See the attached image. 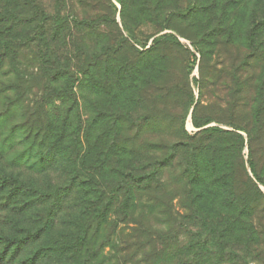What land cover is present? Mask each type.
I'll list each match as a JSON object with an SVG mask.
<instances>
[{"label": "rangeland", "instance_id": "obj_1", "mask_svg": "<svg viewBox=\"0 0 264 264\" xmlns=\"http://www.w3.org/2000/svg\"><path fill=\"white\" fill-rule=\"evenodd\" d=\"M158 2L161 4L154 9ZM37 3L49 13L66 16L68 33L67 29L56 33L55 43L48 36L55 37L53 33H40L47 37L45 45L37 39L40 35L30 32L18 45L20 62L31 84L30 76L37 75V69L41 68L40 57L33 55L45 52L50 45L56 49L58 64L71 70L56 82L58 87L68 83L69 93L56 96L49 104L44 101L39 114L53 116L56 122L65 119L67 133L73 132L69 137L77 134L81 137L82 144L78 143L81 153L88 144L91 148H111L107 145L115 133L127 146L135 148L139 143L151 147L158 144L165 147L173 142L189 145L192 140L186 137L212 126L223 133H216L202 154L207 173L195 180L200 179L197 186L190 184L184 191L182 183L176 180L179 162L190 154V149H177V164L161 175L172 192L173 217L162 214L147 217L148 233L160 230L163 218L169 222L165 223L168 225L165 248L162 251L156 248L153 258L148 255L151 244L139 243L132 250L122 245L114 248L109 243L103 247L101 235L108 224L99 227L93 222L87 243L81 242L86 217L91 214L102 220L104 212L99 200L100 186L75 181L69 173L71 164L57 161L45 172H39L0 159L4 175H18L32 188L31 191L17 188V192L10 193L9 181L0 182L3 188L0 264H62L70 261L71 253L86 264H131L130 259L134 264L146 261L264 264V24L255 33L259 59L248 58L252 48L247 44L253 24L264 22V0H37ZM92 19L97 22L91 24ZM78 21L89 24L78 25ZM26 23L15 21L10 30L15 33L9 35L16 39L14 36L26 32L27 26L30 27ZM207 24L206 31L214 26L213 33H204ZM164 33L173 34L179 46L167 42L154 45V39ZM204 35H207L205 43L198 44L205 52L201 56L188 37L200 39ZM227 35L231 42L223 51L220 42L217 47L211 45L214 36H217L214 40L221 41ZM73 51L78 52L75 58ZM242 59H246V65ZM87 60L92 64L88 71L90 84L85 86L87 82L81 83L76 68ZM127 61H132L131 71H125L129 68L124 67ZM97 64L99 73H94ZM9 72L6 62L0 70V101L7 95L1 94L6 85L19 82ZM114 73H118V86L111 83ZM156 84L161 90L151 95L152 85ZM44 85L48 83L33 87L24 100L26 106L32 107L38 97L42 101ZM13 120H21L19 113ZM193 120L200 125H194ZM239 136L237 145L235 140ZM17 146L15 149L23 147ZM121 150L125 153L120 155L111 150L107 158L99 151L90 153L83 166L97 169L94 175L104 177L105 181L106 176L112 179L113 174L105 173L117 168L111 163L120 159L125 164L135 158L132 151ZM12 185L13 181L9 183ZM174 186L176 190L172 191ZM36 191L43 195H36ZM113 211L110 222L117 219ZM195 231H199L203 241H192L191 234ZM7 237L16 242H8ZM134 239L130 233L129 241ZM141 239L144 238L137 241ZM91 247L98 249L89 253Z\"/></svg>", "mask_w": 264, "mask_h": 264}, {"label": "trees", "instance_id": "obj_2", "mask_svg": "<svg viewBox=\"0 0 264 264\" xmlns=\"http://www.w3.org/2000/svg\"><path fill=\"white\" fill-rule=\"evenodd\" d=\"M159 4L161 3L158 2L154 9ZM110 6L113 5L111 4ZM169 15L168 13V16ZM262 16L264 18V11ZM25 20L28 22L26 24H29L30 27L27 26L26 32H21L20 36H14L16 39H13V37L9 35V33H15L14 31H10L11 28H13V23L18 21L19 24ZM68 22L69 19L66 16H60L45 11V9L39 6L37 0H0V70L7 62L11 71L9 73L12 74L16 81L19 80V82H17L18 84L8 83L1 92V94L7 93V95L0 101V159H5L9 164L14 166H25L28 169L33 168L39 172H45L46 169L55 165L57 161H63L64 164L67 165L71 164L69 173L72 174V178H74L75 181H88L90 185L94 183V185L98 184L100 186L98 191L99 200H101L103 207L101 211L104 212L102 220H99L91 214L86 217L87 220L81 228V236L79 237L81 242L83 243L86 241L87 243L93 222L99 227L103 224H108L106 225L107 227L104 228L105 234L101 235V240L105 242L103 247L109 243L114 248L122 245L132 250V247L135 248L139 243L143 245L151 244L152 250L148 255L149 258H153L154 256L152 255L155 253L156 248L159 250L161 249V251L165 248L164 240L168 239V232L165 228L168 225H165L167 220L165 221L163 218L161 221L162 227H159V232L153 231V233H148L150 226H147V217L150 214H162L168 218L173 217L170 208L172 192L169 190L170 187L167 181L161 180V175L166 168L172 167L173 164H177V162H175L177 149L178 151L179 149H190V154L181 159L182 162H179L180 172L177 174L176 180L178 184L182 183L184 191L190 184L197 186L198 181L207 173V169L202 161V154L209 147L208 142H210L213 136L218 132L223 133V131L214 126L208 127L199 131L193 137H186L192 140V143L189 145L173 142L165 147L159 144L155 147H151L139 143L136 148L127 146L123 139H120L115 133L116 136L109 139V144L107 145L111 148H91L88 144L87 150L81 153V151L78 150V143L80 145L82 144L80 140L81 137H79L78 134L75 136L73 135L71 138L69 137L73 132L70 134L67 133L65 119L56 122L53 116L51 117L46 113L39 114V109L42 108L44 101L49 104L52 100L54 101L56 96L59 97L69 93L70 85L68 83L58 87L56 86V82L66 77V74L70 73L71 70L58 64L59 61L56 49L48 45L45 52L33 55H38L40 57L41 68L37 69V75L30 76L32 78L30 84L24 75L25 72L20 62L22 55L18 47V45L24 42L23 40L26 36L32 34L30 32L38 35H40V33H53L55 37L51 34L48 36L52 38L55 43L57 40L56 33H64L66 29L68 33V28L66 27ZM82 22L85 25L89 24L88 21H78L77 24L80 25ZM95 22H97V19L90 20L91 24ZM263 24L264 22H260L259 24L258 22L254 23L249 31L247 44L249 47L251 46L252 51L248 54V58L259 59L260 57L256 47L255 33L261 30L260 28ZM208 26L209 24L204 28V33H213L214 26L211 31L207 32ZM182 33L183 32H181V34ZM228 35L221 41H219V38L214 40L217 37L214 36L211 45L217 47V43L220 42V44L223 45L220 50L223 51L231 42V37ZM205 36L207 35H204L200 39L188 37L192 40L198 51L201 52V56H205V52L199 48L198 44L204 42ZM37 39H40V42L43 41L46 45L47 37L43 34L37 36ZM162 42L179 46L176 37L170 33H164L156 37L153 43L157 45L162 44ZM15 45L16 48L13 49ZM73 52L74 54L72 57L75 58L78 52ZM220 53L221 52L218 51V54ZM100 56L101 54L97 53V57L100 58ZM45 58L47 59L43 62ZM90 60H87L76 68L77 73L81 74V83L83 82L84 85L85 81L87 82L85 86L90 84L88 83V73H90L88 71L91 69L89 66L92 64ZM242 62L246 65V59H242ZM128 65L129 68L125 71H131L133 69L131 67L132 61L125 62L124 67H128ZM99 68L100 66L97 64V67L94 69L96 72L94 73H99ZM22 78H25L24 81H22ZM41 82L48 83V85H44L41 88V94H43L42 101L39 100L40 97H38L34 99V105L32 104V107L29 105L26 106L24 100L31 95L33 87H37ZM111 83L117 84V86L120 84L118 73H114V79H112ZM152 88L153 91L150 92L151 95L161 90L159 84H156V86L152 85ZM10 93H12V95H10ZM140 96H142V94ZM17 113H19V117L21 118L20 121L13 120V116ZM193 123L196 126L200 125V122L196 120H193ZM242 128L246 130L245 126ZM240 140V136L235 140L237 145H240ZM19 144H22L23 147L15 149ZM121 148L132 151L135 158L133 161H128L125 164H123L120 159L111 163L117 165V168H115V171L105 170V173L113 174L112 179H107L108 176H106L105 181L104 177L94 175L97 169L92 170V166L90 165L87 168L83 166V163L86 162V158L89 157L90 153L94 154L99 151L102 153L103 158H107L111 150L119 152L120 155L125 153V150H121ZM155 154H158V156ZM14 162L17 165L14 164ZM103 164L106 165L108 163ZM3 172L5 171L0 168V182L5 184L9 181L8 189L10 193H15L18 189L27 191L32 190V188L21 180L18 175L13 176V174H11L6 176ZM198 177H200V179L195 182ZM12 181L14 185L10 187L9 183ZM0 190H3V188H0ZM174 190H176L175 186L172 191ZM36 193V195H43V192L40 191H36ZM157 208H160V210H157ZM112 210H114L113 214L117 216V219H115V221L111 220L110 222L109 218L112 214ZM168 223L167 221V224ZM104 229H102V231ZM203 231L205 233L207 228L205 227ZM130 233L135 238L134 242L129 241ZM142 237L144 238L143 240L137 241L138 238ZM7 238L6 240L8 242H16L14 238ZM191 238L194 242L203 241L200 238L199 231L193 232ZM203 245H206L205 241ZM97 249L98 247H95L94 250L93 247H91L88 251L89 253H93ZM70 256V261L62 264H86L80 261L77 255H72L71 253ZM129 262L134 264L131 259ZM144 264L149 263L146 261ZM155 264H159V261L155 262Z\"/></svg>", "mask_w": 264, "mask_h": 264}]
</instances>
